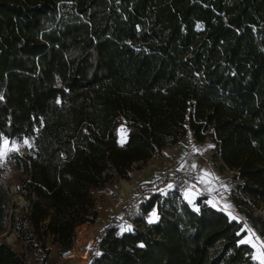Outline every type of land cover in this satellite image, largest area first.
Instances as JSON below:
<instances>
[{"label":"trees","instance_id":"1","mask_svg":"<svg viewBox=\"0 0 264 264\" xmlns=\"http://www.w3.org/2000/svg\"><path fill=\"white\" fill-rule=\"evenodd\" d=\"M188 130L215 143L264 241V0H0V134L32 141L8 154L20 186L0 177V264H27L4 239L9 222L45 260L49 243L72 248L98 218L96 193ZM17 192L32 209L15 220ZM144 192L133 229L113 216L89 264H257L243 223L207 195L193 208L178 189Z\"/></svg>","mask_w":264,"mask_h":264},{"label":"rangeland","instance_id":"2","mask_svg":"<svg viewBox=\"0 0 264 264\" xmlns=\"http://www.w3.org/2000/svg\"><path fill=\"white\" fill-rule=\"evenodd\" d=\"M127 132H128V128L126 126L125 121H123V120L119 121L118 134L120 136V138H119L120 143H123ZM3 140L9 141L7 149H4L2 146ZM24 141H27L28 143L26 144V143H24ZM186 143H188V142H186ZM200 145L201 146H200L199 150L196 149L195 152L199 153L204 160L206 159L205 156H208L209 157L208 160L206 159L207 164L210 165L212 162L213 166H216L217 168H219V170L221 171V173L223 175H225V176L231 175V177H232V174L230 173L231 171H229L227 169H225V170L222 169L221 168L222 162H221L220 158H218L214 155V153L217 150L215 143L208 140L204 143H201ZM31 147H32V141L31 140H23L20 142H15V141H10L4 135L0 134V151H7V155L4 156L3 158H0V177L3 179L5 184L8 185L9 187H11L12 189H15V188L20 186L19 183H20V179H21V174L15 168V166L12 163H10V161L8 160V154L11 151H13V148H15L16 151H18V152H28L31 150ZM169 147H170V151H169L170 157H172L173 155H176L179 151H181V146L177 148V147H172V145H171ZM195 152H193V150H191L189 148H185V150H183L181 152V156L185 160H187L190 157H192L193 153H195ZM169 161H170V158L165 157V153L163 151H159L146 164H142V163L135 164L133 166V171L131 173V179L130 180H128V181L111 180L108 183L106 189L96 193V198H97L96 207L99 211L98 216L100 214H102L104 216L107 215V214L105 215V213H103V209L111 204V198L115 195L122 194L126 197H130V196L133 197L135 195H141L142 193H146V192H144V190H146V189L153 190L155 193L161 192L162 194H166L169 190L178 189V191L182 195L187 194V192H189V191H193L194 187L192 190V189H186L185 185L180 184V183L174 185V183L177 181V179L174 181V183L170 187H168L166 189L161 190L163 187H161V188L158 187L159 186L158 182L160 181L159 178L160 177L162 178L163 175L165 176L170 171L179 170V169L180 170H182V169L183 170H190L188 168H185V166L177 167L175 165H171ZM151 163L157 164V168L155 169V170H157V172L154 173V170L152 171V173L146 172L147 168L150 166ZM217 168H215V169H217ZM219 170L217 169L216 171L219 172ZM192 174L195 177V174L193 172H192ZM123 186L127 187L129 189L128 193H127V191L124 190ZM20 196H24V195H22V193L17 192L14 195L13 200H12L11 215H12L13 219H15V215H17L16 214L17 210H18V212H20V211L24 212L25 211V208L20 205V203H21V200L19 199ZM24 198H25L24 200L27 202V204L31 200L27 196H24ZM122 214L123 213H119L118 215H116L117 218H120V222L116 226L119 228L120 232L132 230L133 227L135 226V224L131 223V222H127V221H122V216H123ZM155 217L157 218L156 214H155ZM112 218H113V216L109 217V219H112ZM154 219L155 218L153 217V213L148 216V220H154ZM92 224H94V223H92ZM13 232H16V231L13 229V226H11L10 222H9L7 231L3 235L6 242L7 241L11 242V240H12L11 235ZM77 234L79 236V243L74 246L76 249V257L74 260H69V261L73 262L71 264H89V262H90V251H91L93 243L95 241L97 231L95 228L90 227V224H88L87 228H82L80 230L77 229ZM10 246L19 252L20 251H27V248L29 247V245L25 239H20V240L16 241L15 243H11ZM55 246H56L58 254L60 255L61 247L58 244H55ZM54 255H55V252L52 250V253L50 256L52 257ZM53 264H59V263L55 262Z\"/></svg>","mask_w":264,"mask_h":264},{"label":"crops","instance_id":"3","mask_svg":"<svg viewBox=\"0 0 264 264\" xmlns=\"http://www.w3.org/2000/svg\"><path fill=\"white\" fill-rule=\"evenodd\" d=\"M200 144L201 143H198L195 140L193 132L191 130H188L185 137H183L177 144L172 145V147H177V148L181 146V151H179L176 155L170 157L169 146L162 150L165 153V157L170 158L169 162L171 165H175L177 167L185 166V168L190 169L195 174V183L193 184L194 190L192 189L193 191H189L187 192V194L183 196L193 208H196L197 197L205 194L208 196L207 203L209 205L227 211L230 214L231 218L235 217L234 220L238 222H242L243 223L242 232H244V235L241 238V240L248 241L243 244H248L253 248V260L257 264H261V259L259 257L261 256V253H264V241L255 232V230L248 224L245 217L239 213L237 207L235 206L233 199L230 195V186L232 183L231 175L229 176L223 175L219 170V168L213 166L212 162L210 165L207 164L206 159L208 160L209 157L205 156L206 159L204 160L199 153L195 152L196 149L199 150L201 146ZM185 148H189L193 150V152H195L193 153V156L187 160H185L181 156V152L185 150ZM156 168H157V164L151 163L150 166L147 168L146 172L152 173V171L154 170L155 173L157 172V170H155ZM215 168H217L219 172L216 171L217 169ZM123 188L128 193L129 189L124 186ZM106 216L100 214L96 222L94 224H90V227L95 228L96 231L98 232L101 228L109 225L110 216L109 215ZM155 219L157 218L155 217ZM155 219L152 221H155ZM87 227L88 224H84L80 226L78 229L80 230L82 228H87ZM48 247H49V254L47 260H45V264H53L55 262H58L59 264L73 263L72 261L60 260L59 258L60 255L57 252L55 244L50 243ZM52 250L55 252V255L51 257L50 255L52 253Z\"/></svg>","mask_w":264,"mask_h":264},{"label":"built area","instance_id":"4","mask_svg":"<svg viewBox=\"0 0 264 264\" xmlns=\"http://www.w3.org/2000/svg\"><path fill=\"white\" fill-rule=\"evenodd\" d=\"M166 175L168 176L173 175L175 179H177V182L174 183V185L180 183L185 185L186 189H193V184L179 181L181 179H184L192 175V171L179 169V170L170 171ZM24 196H20L19 199L21 200L20 205L25 208V211L18 212L17 210L16 211L17 215H15V220H18L20 215L28 214L32 209V200H30L27 204V202L24 200L25 199ZM103 213L109 216H116L119 213H123L122 221L135 223L136 218L142 216V206L141 203L136 202L132 196L126 197L122 194H119L111 198V204L103 209ZM116 225H118V223ZM11 236H12L11 242L8 241L6 242L9 246L11 245V243H15L16 241L19 240V233L17 231L13 232ZM78 243H79V236L77 234L73 247L70 249H63V251L60 253V257H59L60 260L61 261L74 260L76 257V249L74 246L77 245ZM17 252L23 257L24 261L27 264H45V259H44L45 254L39 247L29 246L27 248V251H20V252L17 251Z\"/></svg>","mask_w":264,"mask_h":264},{"label":"snow or ice","instance_id":"5","mask_svg":"<svg viewBox=\"0 0 264 264\" xmlns=\"http://www.w3.org/2000/svg\"><path fill=\"white\" fill-rule=\"evenodd\" d=\"M24 143H28L27 141H24ZM9 144V141L7 140H3L2 141V146L4 149H7V146ZM13 150H16L15 148H13ZM7 155V151H0V158H3L4 156ZM153 217L155 218V213H153ZM232 219H235V217H232ZM248 242L247 240H241L240 243H246ZM261 259V264H264V253H261V256L259 257Z\"/></svg>","mask_w":264,"mask_h":264},{"label":"bare ground","instance_id":"6","mask_svg":"<svg viewBox=\"0 0 264 264\" xmlns=\"http://www.w3.org/2000/svg\"><path fill=\"white\" fill-rule=\"evenodd\" d=\"M22 204H23V202H22Z\"/></svg>","mask_w":264,"mask_h":264}]
</instances>
